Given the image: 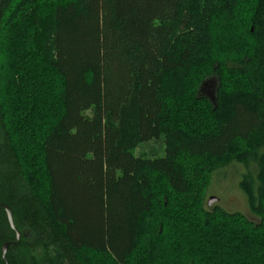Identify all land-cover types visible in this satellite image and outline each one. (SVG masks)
Listing matches in <instances>:
<instances>
[{
	"label": "trees",
	"instance_id": "16d2710c",
	"mask_svg": "<svg viewBox=\"0 0 264 264\" xmlns=\"http://www.w3.org/2000/svg\"><path fill=\"white\" fill-rule=\"evenodd\" d=\"M0 204V264H264V0H1Z\"/></svg>",
	"mask_w": 264,
	"mask_h": 264
},
{
	"label": "rangeland",
	"instance_id": "374dc122",
	"mask_svg": "<svg viewBox=\"0 0 264 264\" xmlns=\"http://www.w3.org/2000/svg\"><path fill=\"white\" fill-rule=\"evenodd\" d=\"M165 144L163 140L141 144L135 151V156H163ZM244 169L238 165L217 171L212 178V183L208 189L207 204L210 197H219L220 206L230 210L238 211L253 216L250 212L246 196L240 188V174Z\"/></svg>",
	"mask_w": 264,
	"mask_h": 264
},
{
	"label": "water",
	"instance_id": "95a60500",
	"mask_svg": "<svg viewBox=\"0 0 264 264\" xmlns=\"http://www.w3.org/2000/svg\"><path fill=\"white\" fill-rule=\"evenodd\" d=\"M0 4H1V0H0ZM252 30H253V29H252ZM218 201H219V199H218L217 197H210V198L208 199V206L211 207V206H213L214 204L218 203ZM0 208H3V209L6 211L7 216H8V220H9V223H10L12 229L16 231V233H17V239L19 240L21 234H20V232L17 230V228H16V226H15L14 219H13V215H12V211H11L10 208H9L8 206H6V205H2V204H0ZM7 248H8V244L5 246L4 255H5L6 251H7Z\"/></svg>",
	"mask_w": 264,
	"mask_h": 264
},
{
	"label": "flooded vegetation",
	"instance_id": "af4514ba",
	"mask_svg": "<svg viewBox=\"0 0 264 264\" xmlns=\"http://www.w3.org/2000/svg\"><path fill=\"white\" fill-rule=\"evenodd\" d=\"M206 96H210L211 95V93L213 92V87H211V85H207V88H206ZM245 170H243L241 173H243ZM218 199H219V201H218V203H216V204H214L213 206H211L212 208H214L215 206H220L219 205V203L221 202V199L219 198V197H217ZM222 207V206H221ZM245 214V213H244ZM245 215H247V214H245ZM251 220L252 221H255V222H258L259 220H258V218L257 217H255V216H252L251 217Z\"/></svg>",
	"mask_w": 264,
	"mask_h": 264
}]
</instances>
